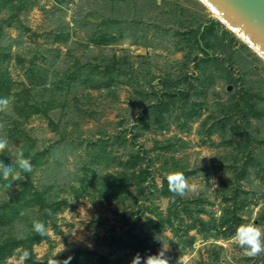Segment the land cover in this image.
<instances>
[{"label": "rangeland", "instance_id": "rangeland-1", "mask_svg": "<svg viewBox=\"0 0 264 264\" xmlns=\"http://www.w3.org/2000/svg\"><path fill=\"white\" fill-rule=\"evenodd\" d=\"M13 4L20 8L16 13L10 11V4L0 7L4 37L0 39V59L16 86L13 93L30 86L28 73L33 67L48 72L49 85L56 74L61 76L69 68L86 75L99 65L102 72L107 66L102 61L106 59L110 64L113 58L121 66L115 71L116 80L110 90H92L78 83L65 89L69 104L76 99L80 101L81 113H73L70 107L58 108L49 113L50 118L39 114L27 121L26 128L35 139L33 152H43V164L39 168L32 165L34 173L22 172L21 180L11 186L6 181L0 187V204L12 200L21 190L22 182H27L40 190L47 188L44 185H53L46 195L66 198L69 206L54 221L47 220L46 241L30 244L34 254L31 261L15 254L6 264H47L54 254H60L57 257L60 260L68 256L79 258L72 259L70 264H115L117 256L110 253L109 245L112 238L125 240L130 232L141 229L148 254H157L161 244L146 235L152 227L145 225L149 218L153 220L152 226L159 224L161 218L157 214L165 222L170 218L174 229L181 230L180 235H184L185 229V225L180 226V220L190 224L198 214L207 223L218 219L226 208L237 213L240 225L251 223L264 231V163L258 160L254 168L253 164L249 165L248 177L235 183L230 156L242 144L247 131L259 138L264 136V119L250 117L247 126L243 114L233 113L225 131L211 119V116L221 117L219 102L229 105L246 93L254 95V100L264 107V62L236 37L224 40V50L209 47L211 36L206 39L210 45L202 41L192 49L194 40L189 42L184 34L197 28L199 22L203 30L212 21L211 14L198 0H114V3L111 0H14ZM11 14L17 17L12 19ZM224 30L222 25L217 26L220 37ZM95 34L116 39L94 44L91 39ZM207 58L224 62L233 81L227 79L226 71H216L214 62L205 70L203 60ZM184 73H188L187 81L182 79ZM212 74L214 83L203 94L201 90L207 86L202 83L208 85L210 81L206 77ZM179 77L181 85L191 92V103L206 99L200 116L187 117L190 109L178 102L165 113L164 124L152 117L142 122L146 104L157 102L166 81ZM13 99V96L8 99L7 112L15 111ZM7 112L0 116V137L8 139L7 150L14 152L19 147L12 143L10 126L4 121ZM236 125L242 135L232 136ZM211 129L214 133L209 136ZM174 137L186 145L177 143ZM168 139L175 141L176 151L159 150ZM100 142L108 156L103 164L94 163L96 144ZM254 150L256 155L262 154L264 146L254 145ZM137 153L146 157L145 163L136 168L137 172L148 161L152 163L153 175L141 186L126 188L128 194L104 189L103 194L113 196L109 202L98 191L105 183L102 177L127 171L120 164ZM174 161L195 172L187 177L190 190L180 196V201L160 195L164 179L174 171H168ZM82 189L86 190L80 195ZM77 192L80 197L76 196ZM201 208L205 212H197ZM185 209L193 212L188 214ZM26 210L15 224L18 238L32 230L31 224L40 220L43 213L39 205ZM165 226L166 230L160 234L166 247L170 246L166 253L169 264H177L180 257L184 264H264V253L248 257L232 237L200 233L205 226L199 225L183 238L174 236L169 224ZM191 238L193 244L189 243ZM182 247L184 250L180 252ZM122 255L124 260L119 264H131L136 254L118 251V256ZM101 256L107 259L100 262Z\"/></svg>", "mask_w": 264, "mask_h": 264}, {"label": "trees", "instance_id": "trees-1", "mask_svg": "<svg viewBox=\"0 0 264 264\" xmlns=\"http://www.w3.org/2000/svg\"><path fill=\"white\" fill-rule=\"evenodd\" d=\"M14 0H0V7L6 6L10 4V11L16 13L18 9L16 6H13ZM114 3V0H111ZM17 17L15 14H11V18ZM208 25L204 27L202 30V22L198 23L197 28H192L188 33L184 34V37L189 42L194 40L191 48L193 49L195 45L201 44L203 41L206 43V39L211 36V45L207 42L210 46L218 48L220 47L222 50L225 49V45L223 44L224 40L228 37L235 38L233 34L224 30L222 32V36L220 37L217 32V26L221 25L218 21H208ZM1 21H0V39L4 38L2 36L1 30ZM98 34L93 35L91 42L94 44H107L110 41H114L116 38H111L108 35L97 36ZM214 37L216 40H214ZM59 40V39H57ZM214 40V43L212 41ZM246 47V46H245ZM2 55L0 54V57ZM21 62V61H20ZM103 63L107 64L105 70L102 72L99 70V65L94 68H91L89 72L84 75L79 70H75L69 68L60 74H56L53 78V82L51 84H47V77L48 72L42 71L40 68L33 67L29 70L28 76L30 77V86L25 87L23 90L19 92H12L16 89L15 84L13 83L12 78L9 76L7 69L2 67L3 63L0 59V98H7L9 99L10 96H13V108L15 109L14 112H7L4 119L5 123L10 126V138L12 143L21 148L24 152L25 158L29 159L32 165L37 166L39 168L43 164V152L36 151L33 152V147L35 144V139L32 138L30 131L26 128L27 121L34 115L43 114L47 118H50L49 113L55 109L61 108L62 110H67L69 107L71 108L73 113L82 112L79 107V100H75L72 102V105L69 104V100L67 99V93H65V89H70L73 84H79L85 87H88L92 90H101L107 89L110 90L113 86L116 78H115V71L118 68V65L121 66L120 62L117 63V59L113 58L109 62L106 59L102 61ZM216 64V71L224 70L227 72V79L229 81H233L232 73L227 70L225 67V63L218 60L210 58L204 59L203 64L205 65V70L208 69V65L210 63ZM22 63V62H21ZM134 73V72H132ZM188 73H184L182 79L187 81ZM211 77V79H210ZM210 81L208 85L205 82L202 83V86H207L206 89L201 90L203 94H206L207 89L209 86L213 85L214 79L213 74L211 76L206 77ZM152 79L149 81L151 83ZM180 77L176 80H167L166 86L162 89V96L157 99V102H151L146 104V110L144 112V116L141 118L142 122L144 119L152 117L153 119L157 120L158 123L164 124L166 122L165 113L171 111V107L177 105L178 102H181L184 108L190 109L189 112L186 114L187 117L192 118L195 116H200V110L206 104V99L203 102H190L191 92L187 89V87L182 86ZM193 85V84H192ZM191 85V86H192ZM198 90V89H197ZM154 93V91L152 92ZM158 94V92H155ZM247 95H242L235 103H218V109L221 110V117H213L216 124H220L223 127V131L226 130L228 124L230 123L229 119L233 113H241L243 123L247 126H250V117L257 118V119H264V107H260L258 101L254 100V95L250 96L248 93ZM147 96L142 99L144 101ZM4 112H0V116L5 114ZM217 120V121H216ZM10 121V123H9ZM245 125V126H246ZM244 126V128H245ZM58 127V126H57ZM240 127L236 125V127L232 130V136L234 135H242L240 131ZM214 131L211 129L209 132V136H211ZM65 135V134H64ZM63 136V135H62ZM177 143H180L182 146H185V142L179 138H175ZM64 140V137L61 141ZM173 139L166 140L163 144L159 147V150L164 151H176L174 150V143ZM233 142V139L230 138L229 143ZM254 145L257 146H264V136L259 138L258 135H252L250 132H246L244 135V140L242 144H239L235 151L231 152L230 156L233 158V164L231 167L234 169V180L235 183L240 182L241 180L248 177L249 174V165L254 168L255 164L258 160L264 163V153L256 155L254 150ZM251 146V147H250ZM98 148L97 153L94 155V163L103 164L107 161V155L103 150V146H101V142L96 144ZM98 151H100L98 153ZM12 152H8L6 149L3 153H0V159H3L5 163H10L11 160H14L15 157H11ZM145 156H141L139 153L134 154L131 156L127 162L121 163V167L127 168V171L121 172H113L109 173L102 177L104 180V185L98 191L103 195V197L107 198L109 202L112 201L113 196L111 194H103L104 189H116V194H121L125 191L126 188L131 186H141L143 183L146 182L148 176L153 175L151 171L152 163L146 162L145 168H142L139 172H137L136 168L145 163ZM168 159L175 160L174 157H170ZM104 161V162H103ZM255 163V164H254ZM260 163L262 166L263 164ZM176 161L173 162V166L168 168V171L174 170L177 172H181L185 175V177H189L190 175H194V171H187L183 166H179ZM259 166V164H258ZM164 171H166V167H164ZM34 173V170H32ZM25 175H29V173H25ZM232 179V178H230ZM95 182H97L94 179ZM229 182H232L228 179ZM5 180L0 176V187L5 184ZM233 183V182H232ZM21 190L16 193L15 197L9 202L3 201L0 204V264H6L8 259H10L13 255L18 254L19 256H23L25 252L28 253V257L30 261L34 258L33 250L30 247V244L36 245L40 244L48 239V235L41 236L40 234L36 233L33 228V223L30 227L32 230L27 231L23 238H18L19 234L14 233L15 224L18 219H21L23 212V216L27 213V208L31 206L39 205L42 209L43 213L39 221L43 222L46 226L48 224L47 220L54 221L56 219L57 214L65 207L69 206L68 200L66 198L63 199H56L53 196H47L46 194L49 193L51 189H53V185H44L47 188L43 190L35 189L32 183H23L22 182ZM86 190V189H84ZM82 189L80 195H83L84 192ZM139 190H141L139 188ZM79 193H76L77 197H80ZM140 196H143L141 192L139 193ZM160 195L163 197H171L175 201H180V196H177L171 193L168 189V181L167 178L164 179V186L160 190ZM57 197V195H55ZM58 198V197H57ZM227 201L229 199L225 198ZM235 202V199H233ZM15 204V205H14ZM185 212L190 214L193 211H188L185 209ZM199 213L205 212L204 209L197 210ZM158 217L161 218V221L156 226H152L153 220L148 219L145 225H149L152 227L151 230L146 232V235L149 234L151 239L157 234H160L162 231L166 230V224H169L172 227L174 236L183 238L189 234L190 231L196 229L199 225L205 226L200 233H211L212 236L216 237H223L229 238L233 237L236 229L240 226V220L237 217V213L235 211H230L228 208L225 209L223 214L218 219H211L205 223L198 214V217L194 222L190 224H184V220H180V226L185 225V229L182 230L184 235H180V229H174L173 222L170 218L166 220L163 219L162 216L157 214ZM178 218V214H175ZM56 228V224H54ZM5 228L7 230H5ZM4 229V230H3ZM58 232V230H56ZM144 233L142 229L137 231L136 233L130 232L128 237L124 239H115L112 238L110 242V253L117 258L114 260L115 264H119L123 262V255L118 256V251L120 250H129L132 251L134 254L139 253L142 257H146L148 254V249L144 246L143 236ZM194 238L190 239V244H193ZM181 247V246H179ZM184 248H180V252H182ZM73 259L79 260L77 256ZM107 258L103 256L100 257V262H104ZM39 264V263H34Z\"/></svg>", "mask_w": 264, "mask_h": 264}, {"label": "clouds", "instance_id": "clouds-1", "mask_svg": "<svg viewBox=\"0 0 264 264\" xmlns=\"http://www.w3.org/2000/svg\"><path fill=\"white\" fill-rule=\"evenodd\" d=\"M9 107V100L7 98H0V112L7 111ZM9 148V141L6 137H0V153H3ZM15 157L10 163H5L3 159H0V176L5 181H9V186L15 181L21 180V173H30L33 170L32 163L29 159L25 158L24 152L21 148H17L11 153ZM168 189L171 193L183 197L188 190L190 185L187 178L181 172L172 171L167 175ZM33 228L36 233L44 236L47 234V230L43 222L39 220L33 221ZM154 239L161 244L157 254L147 255L142 257L137 253L131 264H169V259L166 253L170 250V246L166 247V242L161 238V234H157ZM232 240L236 242L239 247L243 250L244 255L248 257H256L261 253H264V231L254 224H242L238 226ZM60 255V254H59ZM59 255H53L49 258L47 264H70L73 259L72 256L60 260L57 259ZM23 259L28 258V253L25 252ZM177 264H184L181 257Z\"/></svg>", "mask_w": 264, "mask_h": 264}, {"label": "water", "instance_id": "water-1", "mask_svg": "<svg viewBox=\"0 0 264 264\" xmlns=\"http://www.w3.org/2000/svg\"><path fill=\"white\" fill-rule=\"evenodd\" d=\"M244 46L264 62V0H198Z\"/></svg>", "mask_w": 264, "mask_h": 264}]
</instances>
